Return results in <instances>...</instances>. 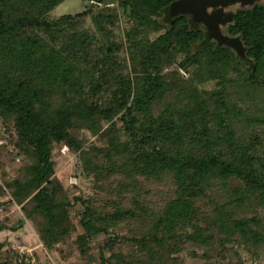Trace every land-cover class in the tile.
<instances>
[{
  "label": "trees",
  "instance_id": "trees-1",
  "mask_svg": "<svg viewBox=\"0 0 264 264\" xmlns=\"http://www.w3.org/2000/svg\"><path fill=\"white\" fill-rule=\"evenodd\" d=\"M64 1L0 0V134L13 144L0 145V168L17 170L6 184L25 215L0 232L28 220L48 252L71 248L98 264L260 259L264 0L232 5L222 26L247 59L179 0H84L50 17ZM63 145L89 151L80 175L109 184L65 183ZM6 254L0 264H40Z\"/></svg>",
  "mask_w": 264,
  "mask_h": 264
},
{
  "label": "rangeland",
  "instance_id": "rangeland-1",
  "mask_svg": "<svg viewBox=\"0 0 264 264\" xmlns=\"http://www.w3.org/2000/svg\"><path fill=\"white\" fill-rule=\"evenodd\" d=\"M231 6H229L226 10L232 11V9L230 8ZM84 7V0H65L63 3L58 5L53 11H51L50 17L57 18L63 14L77 13L82 11ZM126 22V19L123 18L120 23V26H116V31L121 32L123 29H125L127 27ZM89 138L90 142L95 141V137L91 136ZM4 144H7L8 148L13 149V144L10 143L8 137L7 139H5L0 134V145ZM60 152L61 153L57 154L56 156V170L57 175L61 179L65 180V183L81 185L82 187H84V189L88 191H94V187H100V185L105 187L109 184V178H107L106 176L91 178L86 177L85 175H80L82 173L81 171H83L82 157L88 156L87 153L89 151L85 155H74L68 152V150L65 149V145H63L60 147ZM6 169H9L7 171L8 175H4L2 173V169L0 168V222H3L6 218H9L10 222L14 223L17 221L18 217H24L25 215L21 205L14 201L11 191L9 190L6 184L7 180L16 175L17 170L11 167H8ZM0 241L4 242V246L1 249L2 251L0 255V261L8 257V255L6 254V250H11L13 248V250L17 251L21 248L24 251L28 250V252H31L32 254H37L40 257V259L38 258L40 264H98L97 259L89 263L88 260L80 256L77 251H72L71 248H66L65 250H63V252L62 250H60L61 248L52 252H48L43 246V243L39 238L35 226H33V224L28 220L24 228L19 231H1ZM105 242L106 239L102 237L96 243L101 245ZM97 252L98 248H94L93 253L98 256ZM185 262L186 264H199L202 262V260L185 256ZM240 262L241 264H264V255L260 259L254 260L250 258L246 253H243V258ZM13 264L15 263L13 262Z\"/></svg>",
  "mask_w": 264,
  "mask_h": 264
},
{
  "label": "water",
  "instance_id": "water-1",
  "mask_svg": "<svg viewBox=\"0 0 264 264\" xmlns=\"http://www.w3.org/2000/svg\"><path fill=\"white\" fill-rule=\"evenodd\" d=\"M261 0H179L178 8L183 13L191 14L194 19L204 24L211 37L221 44L234 48L244 59H247L246 49L240 37H232L223 32L222 26L234 18L233 11L226 9L234 4L253 5Z\"/></svg>",
  "mask_w": 264,
  "mask_h": 264
},
{
  "label": "built area",
  "instance_id": "built-area-1",
  "mask_svg": "<svg viewBox=\"0 0 264 264\" xmlns=\"http://www.w3.org/2000/svg\"><path fill=\"white\" fill-rule=\"evenodd\" d=\"M183 73H185L183 70H181ZM65 149L66 150H68V148L65 146ZM19 252L20 253H22V254H28V255H32V253L31 252H28V250L27 251H24L23 249H19ZM29 264H35V259L33 258L32 259V262L31 263H29Z\"/></svg>",
  "mask_w": 264,
  "mask_h": 264
}]
</instances>
